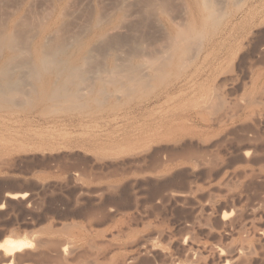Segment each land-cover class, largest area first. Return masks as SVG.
<instances>
[{
  "label": "rangeland",
  "instance_id": "1",
  "mask_svg": "<svg viewBox=\"0 0 264 264\" xmlns=\"http://www.w3.org/2000/svg\"><path fill=\"white\" fill-rule=\"evenodd\" d=\"M216 1L218 2V0ZM220 1L221 0H219V2ZM223 1L218 3L220 5L217 7H223L222 11L226 9L225 13L227 16L220 20L221 23L219 22L212 26L213 29L209 27L205 28L203 31L202 27L198 25L199 21L196 18L197 12L196 10H194L195 12L193 11L188 0H0V70H2L1 68L7 67L6 72H4L5 68L2 70L3 73H1L2 71L0 72L1 75L3 74L2 77L0 75V87L3 89L0 93L1 95L3 92L6 94L0 96V231L8 229L22 230L25 228V226L22 225L24 221H27L26 219L29 220L27 222L31 221V223L35 224V221L30 220L29 216H27L23 222L21 221L22 218L20 217V213L25 209L24 204L21 206L23 201L8 198V195L26 194L33 201L36 199H38L36 201L43 199L56 200V205L59 208L55 205L54 207L58 209V212L68 211L73 213L79 210H86L90 206L103 207V205L106 204L105 208L103 207L106 216L103 217L100 224L93 226V228L99 232L98 236L100 235L99 237L93 238L96 243V248H94V250L98 251L99 249L97 248L102 249L103 247V250L100 249L101 252L99 251L100 254L96 264H143L144 262L147 264H191V261L193 264H203L204 261H206L207 264H219L216 260L212 261L211 257L207 256L208 254L205 255V253L202 255V261L199 260L197 262V260L188 259L181 248L177 249L175 245L171 246L168 240L157 239L156 241L154 238L151 239L147 237V224L150 222L156 223L157 220L161 219L164 222V227H170L172 232L179 237L178 235H181L184 230L183 228L181 229L182 231L179 229L181 221H177L178 219L174 212L176 209L173 210L169 207L166 210L167 212H163L162 216H153L151 218L145 216L146 214H143L141 210L124 209V207L120 206H126L123 205V202H127L126 204H128L136 198L143 201L148 198L149 202L157 197L159 193H175L182 190L184 191L188 187L198 188V186L202 188V191H200L201 193L199 191L196 193L197 197L195 196V200L197 199L198 202L202 203V197L211 189L208 181H210V183L213 182L214 187H218L219 183L225 180V182L230 181L231 183V185L227 183V186L231 188H226L236 193H233L235 195L233 204L236 209L234 212H239L237 208H241L239 210L243 212V222L247 223L244 229H247L241 232L238 231L239 234L238 232H233L232 235H229L224 240L218 237L214 240L206 239L203 235L200 236H202V238L204 237V242L208 244H214L215 242L219 243L220 241L223 244H225V242H233L236 245L242 244L245 246L248 244V247L250 246L251 249L253 248V251L251 250L252 253H250L251 257L256 259V262H258L257 264L263 263L264 240L261 232L263 233L262 230L264 229V204H261V202L263 203L264 199L261 202L259 199L261 200L264 197V192H260L262 188L264 189V180L262 181L259 178L263 177L264 179V176H262L264 175V166L262 167V163L264 165V159L262 160V158H264V154L262 153V151L264 152V0H237L238 2H236V0ZM221 3H224V6H221ZM230 15L235 16L234 18H230ZM184 20L186 23H184ZM233 23L234 25H232ZM181 27L186 28V31H188L190 35H186L187 32L184 31L185 29L182 30ZM192 27L199 29L192 30ZM214 29H216L217 32L209 35L208 32L210 31L211 33V30ZM181 31L182 34H180ZM195 31L200 33L201 38L197 36L198 34L196 35ZM12 33L13 39L10 38ZM4 34H6V37H4L5 39L2 38L5 36ZM179 34L183 39L186 36L187 40L189 37H193V34L194 37L196 35L197 38L200 39H194V37L190 39L189 46L184 44L185 48L181 52L179 51L178 44L183 40L181 36H178ZM183 34L185 35L183 36ZM237 36L239 40L236 38ZM9 39L15 42L12 43V40L10 42ZM180 39L181 41H179ZM177 41H179V43ZM229 44L232 45V47H230ZM11 45L14 47H11ZM204 45H207L205 50H203ZM186 46L188 47L187 50ZM10 48H12V50ZM221 51H223V53L225 52V54L223 55ZM161 54H164V57L168 55L166 56L167 60L164 57L161 58L160 56H163ZM259 55H261L262 58H260ZM43 58V66H41L42 62L40 63V59L43 60ZM155 58H158L160 62H162L163 58L166 60L165 66L163 65V76L159 74L151 79H143L141 80L142 82L138 81L137 79H141V72L144 67L146 68L147 65L154 67L155 64H157L156 62L154 64ZM48 61L49 63H47ZM45 62L47 65L44 64ZM217 65H219V67ZM13 66L15 68H13ZM139 66L142 68H138ZM8 67L9 69L13 68V70H16L13 71L10 69L12 70V72H10ZM35 67L39 72L34 70ZM45 67L48 68L45 70ZM136 68H138V71L136 70L134 73L133 71ZM214 68H216V71ZM248 68H250L251 72L248 71ZM71 69H76L75 71H77V69L79 70L74 74V70ZM8 70L9 73H12L10 74L11 77L6 75L8 74ZM33 70L38 73L32 75L34 74L32 73ZM30 71L32 74H30ZM4 73H6V76ZM70 74L76 76L70 79ZM77 77H80V79ZM87 77L89 78L85 79ZM101 77L106 79L101 80ZM67 78L72 82L67 81ZM131 78L133 79L132 82L136 80L137 82L131 84ZM81 79L83 80L81 81ZM222 79L223 81L226 80V83L223 82ZM228 79H230V81ZM102 82L103 84H101ZM128 82H130L131 85ZM84 83L86 85H83ZM92 83L94 86H92L91 91L89 87L93 85ZM88 84L89 86H87ZM76 85L79 86L77 87ZM82 86H85L83 87L84 91L89 89L91 92L80 96L79 99L73 98L71 95L73 91L78 89L81 90V93L83 90ZM219 86H221V88ZM210 88L212 89L210 90ZM100 89H102L104 93L101 94L102 90L100 91ZM214 90L215 93H220L219 95H215L216 97L213 94ZM217 90H219V92ZM66 92H70V95L67 94V96H64ZM98 93H100V95H97ZM207 93H209V95ZM104 95L106 98H104ZM217 96L221 97L217 98ZM66 97L68 98L67 100ZM70 98L73 99L75 103L72 102ZM210 98L211 101H209ZM214 98L218 99L219 103L221 102L220 105L223 106L222 108H219L220 105ZM76 100L85 103H80V105L76 103ZM253 100L255 102L251 103ZM258 102H260L259 105ZM211 104L213 108L215 107V111L218 114L214 113L213 116H211L214 112ZM236 104L239 105L237 106ZM249 104L252 105L249 106ZM206 105L207 107L210 106L207 108ZM238 108L240 109L238 110ZM206 109L209 111L206 112ZM219 113L225 116L222 117L223 115L221 116ZM248 113L250 114L249 117H247L249 115ZM202 116L203 120L201 119ZM251 117L253 119H251ZM204 118L208 121L206 122ZM214 118L215 120L217 119V122L213 120ZM254 118L256 120L260 118V121H256ZM239 121H241V123H239ZM244 122L247 125L244 124ZM214 124L216 125L214 126ZM249 124L250 126L257 124L252 127L254 132H256L254 136L252 134L254 133L252 129L250 130L252 132L246 129L250 128ZM220 127L221 129H219ZM248 131L249 133H247ZM236 132L239 134L241 133L240 135L238 134L241 137H239ZM242 133L245 134L243 135ZM247 134H249L252 140L246 138L248 137ZM226 135H228V137ZM242 135L243 137L246 136V139L244 138L245 140L243 139L241 143L236 142L237 137L239 139L241 138L240 141L242 140ZM231 138L233 140H231ZM239 139L237 141H239ZM257 139L259 140L257 141ZM218 142H222L220 145H222L223 148L220 147V145L219 147L221 149L218 147ZM236 144L238 145L236 146ZM242 147L244 149H242ZM254 147H256V151H253L252 148ZM190 149L194 152L196 150L197 154H195L197 157ZM237 149L242 150H240L242 152L241 155ZM205 150L209 151L206 153ZM211 150L212 152L210 153ZM216 151H218V153ZM202 152L204 153L203 155L207 154L205 157L206 159L211 157H213V159H209V163L205 162L208 160L202 159ZM183 153H190V156L186 154L182 155ZM199 154L202 156L200 157L201 160L199 159ZM185 156L187 157L186 159ZM189 157H191L192 160ZM217 157H220V160H218ZM260 157H262V161L259 159ZM256 159H259V162ZM203 163H206V167ZM213 165L217 168L220 167V169H211ZM254 170L263 172H261V174L259 173L260 176H256L255 178V175L252 177L253 173L259 174ZM206 171H208V174H205ZM238 172L240 173L238 174ZM245 173L249 174L246 176ZM204 175H207L204 179H209L203 180ZM232 175H234V177ZM248 175L253 180L255 178L256 181L251 180ZM217 178H219V180ZM236 179L238 181H236ZM249 179L254 183L251 184ZM202 180L204 183H202ZM233 181L234 183L232 184ZM192 182L194 186L191 184ZM256 182L260 186L262 185V187L260 188V186L255 185ZM77 184H79V186ZM164 185L165 189H161L162 186L164 188ZM246 185L254 186L250 188L251 191L255 190L254 188L258 186L256 190L260 191L257 192L255 190L256 192L254 191V193L251 194L252 192ZM239 186L241 188H239ZM256 194L257 197L254 196ZM238 195L242 197L240 198ZM237 196L239 198H237ZM252 196L255 199L252 198ZM6 197L9 203L5 202ZM143 197L146 198L144 199ZM78 198L81 200L79 203H82V205H79V203L73 204ZM243 198L248 199L243 200ZM249 198L253 201L251 202ZM127 199H129V201ZM63 200L65 204L62 202ZM71 200L73 203H71ZM17 201L21 202V204ZM67 201L70 203L67 204ZM111 201L114 206L113 208L112 205H109ZM121 201H123L122 204ZM145 201L147 202V200ZM241 201L242 203H240ZM146 202V206L152 205ZM156 202H158L157 198L154 203ZM116 203L118 205H116ZM252 205L253 208L251 207ZM254 205H257L258 209L256 208L257 206L254 207ZM46 207L48 206L45 205L44 208ZM65 207L67 209H65ZM126 207H129V205ZM254 210H256L255 213L257 212L256 214L258 216L252 212ZM107 211L108 213L110 211V213L107 214ZM121 212H124V215H122ZM140 213L143 214V216ZM246 213L247 216L245 217ZM253 215H256V218L253 217ZM130 217L136 219L138 222L132 219L135 223L132 224ZM169 217L174 218L176 222ZM46 218L44 222L35 227L38 228L37 226H41V224L45 225L51 223L55 226H59L60 222H67L69 220V223L77 224L81 230L85 229V233L82 231V234H84L83 242L90 241L92 233L87 231L89 226L88 218L83 216H70L69 219L62 221V219L57 218L55 214H48ZM120 218L122 219L120 220ZM250 219H253L252 222ZM255 219L257 220L256 222H254ZM249 220L250 223L248 222ZM9 222L12 223L10 224ZM172 224L174 226H172ZM142 225L146 226L144 227ZM11 226H15V228H11ZM120 227L123 230L126 229V231L123 232L122 230V232H119ZM260 227L262 228L261 231ZM108 232L111 233L109 234ZM242 232L244 233L242 234ZM249 232L252 233L250 234ZM237 234L239 237H236L238 236ZM8 235L9 234L1 236L3 238L0 237V244L10 238ZM255 235H257V237H255ZM242 237L246 238L243 240ZM199 238L201 239V237ZM232 238L236 241L234 242ZM98 239L100 241H97ZM106 239L107 241H104ZM101 241L103 242L102 244L98 243ZM132 241H135V243ZM163 241L168 245L162 244ZM107 242L109 243L107 244ZM127 243H129V245ZM118 245L121 246L118 247ZM150 247L153 248L150 250L148 249ZM156 248H158V250ZM162 248L165 251H163ZM177 250L179 252H177ZM180 251L182 252L180 253ZM161 252H163L162 256H160ZM257 255L261 258V263ZM133 257H135L134 260L131 259ZM127 258L130 259L131 262H129L130 260ZM148 259L153 263H148Z\"/></svg>",
  "mask_w": 264,
  "mask_h": 264
},
{
  "label": "bare ground",
  "instance_id": "2",
  "mask_svg": "<svg viewBox=\"0 0 264 264\" xmlns=\"http://www.w3.org/2000/svg\"><path fill=\"white\" fill-rule=\"evenodd\" d=\"M189 1V5H190V7H192L193 8V11L194 10H196V12H197V20L199 21V24L198 25H200L201 27H202V30L204 31V29L205 28H209V27H212V26H214V25H216L217 23H219L220 22V20L223 18V17H225V16H227L226 15V13H225V11H226V9H223V10H225V11H222V8H219V7H217L218 5H220V4H218V3H220L221 1H223V0H221L220 2H219V0H218V2L216 1V0H188ZM225 1V0H224ZM223 1V2H224ZM228 0H226V2H227ZM234 2V1H233ZM236 2H238L237 0H236ZM255 2V1H254ZM222 5L221 6H224L223 4L224 3H221ZM234 4V3H233ZM229 6V5H228ZM230 7V6H229ZM246 7V6H245ZM251 7V6H250ZM258 8H260V7H258ZM263 8V7H262ZM227 9H229V8H227ZM232 9V8H231ZM244 9V8H243ZM231 11V10H230ZM234 11V10H233ZM195 12V11H194ZM242 12V11H241ZM256 12H257V10H256ZM244 13V12H243ZM262 13V12H261ZM190 14H191V12H190ZM236 15V14H235ZM235 15H230V18H234V16ZM262 15V14H261ZM188 17V16H187ZM195 18V19H196ZM239 18V17H238ZM258 18V17H257ZM262 18V17H261ZM235 19H237V18H235ZM189 20V19H188ZM196 21V20H195ZM243 21V20H242ZM261 21V20H260ZM235 22V21H234ZM184 23H186L185 22V20H184ZM183 23V24H184ZM188 23V22H187ZM221 23V22H220ZM246 23V22H245ZM255 23V22H254ZM262 23V22H261ZM182 24V25H183ZM190 24V23H189ZM197 24V23H196ZM231 24V23H230ZM235 24H236V22H235ZM197 25V26H198ZM222 25V24H221ZM232 25H234V23L232 24ZM237 25V24H236ZM235 25V26H236ZM253 25V24H252ZM183 26H185V27H187L186 25H183ZM228 26H230V25H228ZM188 27H189V25H188ZM217 27H219V26H217ZM246 27H247V25H246ZM249 27V26H248ZM255 27H256V25H255ZM182 28V27H181ZM215 28V27H214ZM228 28V27H227ZM233 28V27H232ZM183 29H185L184 31L185 32H187L186 33V35L187 34H189V32L188 31H186V28H182V30ZM193 29H195V28H193L192 27V30ZM199 29V28H198ZM197 28L195 29V30H198ZM212 29H213V27H212ZM231 29V28H230ZM239 29H240V27H239ZM244 29V28H243ZM247 29V28H246ZM251 29V28H250ZM189 30V29H188ZM249 30V29H248ZM252 30H253V28H252ZM12 31V30H11ZM10 31V32H11ZM190 31V30H189ZM200 31V30H199ZM203 31H201V32H203ZM234 31V30H233ZM233 31H232V33H233ZM238 31V30H237ZM13 32H14V30H13ZM193 32V31H192ZM196 32V31H195ZM217 31H216V29H214V30H211V33H210V31L208 32L209 33V35L210 34H215ZM246 32V31H245ZM248 32V31H247ZM253 32V31H252ZM191 33V32H190ZM194 33V32H193ZM238 33H240V32H238ZM249 33V32H248ZM180 34H182V31L180 32ZM178 35L179 37L181 36V35ZM195 34V33H194ZM194 34H193V37H194ZM198 34V35H197ZM203 34V33H202ZM201 34V35H202ZM206 34V33H205ZM221 34V33H220ZM236 34V33H235ZM241 34V33H240ZM244 34H246V33H244ZM5 36H3L2 38H4V37H6V34H4ZM185 34H183V36H184ZM190 35V34H189ZM196 35L198 36V37H200L201 38V36H200V33L198 32H196ZM195 35V37H194V39L196 38V39H200V38H197V36ZM224 35V34H223ZM236 35H238V34H236ZM242 35V34H241ZM248 35V34H247ZM251 35V34H250ZM13 33L11 34V37L10 38H12L13 39ZM232 36V35H231ZM245 36V35H244ZM252 36V35H251ZM178 37V38H179ZM193 37H189V39L187 40L186 39V36H185V38L183 39L182 38V36H181V39L183 40L182 42H180L179 43V41H181V39L179 40V41H177L176 43L178 44V48H179V51H183V49L185 48V45L187 44V46H189V43H190V39H192ZM209 37V36H208ZM233 37V36H232ZM247 37V36H246ZM236 38H238V36L236 37ZM5 39V38H4ZM11 39V40H12ZM226 39V38H225ZM263 39V38H262ZM11 40L9 39V41L11 42ZM20 40V39H19ZM178 40V39H177ZM204 40V39H203ZM202 40V41H203ZM209 40H210V38H209ZM218 40V39H217ZM238 40H239V38H238ZM251 40H252V38H251ZM256 40V39H255ZM264 40V39H263ZM1 41V40H0ZM2 41H3V39H2ZM188 41V42H187ZM191 41H193V40H191ZM195 41V40H194ZM199 41H201V40H199ZM213 41V40H212ZM221 41V40H220ZM228 41H229V39H228ZM235 41V40H234ZM253 41V40H252ZM252 41H249V42H252ZM15 41L14 40H12V43H14ZM51 42V41H50ZM195 43V42H194ZM200 43V42H199ZM205 43H206V41H205ZM215 43H216V41H215ZM235 43V42H234ZM257 43V42H256ZM8 44V43H7ZM29 44V43H28ZM185 44V45H184ZM217 44V43H216ZM231 44V43H230ZM229 44V45H230ZM241 44V43H240ZM239 44V45H240ZM249 44V43H248ZM247 44V45H248ZM252 44V43H251ZM9 45V44H8ZM7 45V46H8ZM15 45V44H14ZM210 45V44H209ZM234 45V44H233ZM237 45H238V43H237ZM256 45V44H255ZM257 45H258V43H257ZM10 46V45H9ZM13 45H11V47H12ZM43 46V45H42ZM53 46V45H52ZM186 46V50L188 49V47ZM198 46H199V44H198ZM197 46V47H198ZM207 46V45H206ZM205 45H204V47H203V50H205L207 47H206ZM212 46V45H211ZM216 46V45H215ZM228 46V45H227ZM235 46V45H234ZM14 47V46H13ZM175 47V46H174ZM173 47V48H174ZM196 47V48H197ZM200 47V46H199ZM217 47V46H216ZM230 47H232V45H230ZM230 47H228V48H230ZM243 47V46H242ZM9 48V47H8ZM54 48V47H53ZM214 48V47H213ZM218 48H219V46H218ZM225 48V47H224ZM11 50H12V48H10ZM15 49V48H14ZM18 49V48H17ZM29 49V48H28ZM60 49V48H59ZM237 49V48H236ZM243 49V48H242ZM175 50V49H174ZM199 50V49H198ZM197 50V51H198ZM215 50V49H214ZM224 50V49H223ZM227 50V49H226ZM234 50V49H233ZM185 51V50H184ZM232 51V50H231ZM236 51V50H235ZM253 51H255V50H253ZM24 52V51H23ZM186 52V51H185ZM199 52V51H198ZM222 53H223V51H221ZM262 52V51H261ZM261 52H258V53H261ZM161 53V52H160ZM203 53V52H202ZM210 53V52H209ZM252 53V52H251ZM173 54V53H172ZM171 54V55H172ZM221 54V53H220ZM225 54V52L223 53V55ZM254 54V53H253ZM264 54V53H263ZM262 54V55H263ZM23 55V54H22ZM26 55V54H25ZM161 55H163V56H160L161 58L162 57H164V54H161ZM202 55V54H201ZM227 55V54H226ZM225 55V56H226ZM252 55V54H251ZM47 56V55H46ZM51 56V55H50ZM92 56V55H91ZM166 56H168V55H166ZM164 57L165 59L167 58V57ZM194 56V55H193ZM207 56V55H206ZM209 56V55H208ZM213 56V55H212ZM256 56H257V54H256ZM260 56V58H262V56L261 55H259ZM258 56V57H259ZM15 57V56H14ZM18 57V56H17ZM87 57V56H86ZM157 57V56H156ZM178 57V56H177ZM211 57V56H210ZM219 57V56H218ZM222 57V56H221ZM227 57V56H226ZM257 57V58H258ZM88 58V57H87ZM160 58V59H161ZM164 58L162 59V62H160V60L157 58H155L156 60L154 61V64H155V62L157 63V64H155V66L153 67V66H149V65H147V67L145 68H143L142 70V72H141V79L139 80V79H137L138 81H141V80H143V79H145V80H148V79H151V78H153V77H155L156 75L158 76L159 74H162V72H163V65L166 63L165 61L167 60H164ZM181 58V57H180ZM223 58V57H222ZM242 58V57H241ZM243 58H244V56H243ZM252 58V57H251ZM259 58V59H260ZM190 59V58H189ZM214 59H215V57H214ZM219 59V58H218ZM221 59V58H220ZM226 59V58H225ZM224 59V60H225ZM258 59V60H259ZM27 60V59H26ZM159 60V61H158ZM180 60V59H179ZM240 60V59H239ZM252 60V59H251ZM42 61H44V58H43V60L42 59H40V63L42 62ZM168 61H169V58H168ZM177 61V60H176ZM222 61V60H221ZM220 61V62H221ZM264 61V60H263ZM205 62V61H204ZM47 63H49V61L47 62ZM86 63V62H85ZM163 63V64H162ZM184 63V62H183ZM207 63V62H206ZM225 63V62H224ZM249 63V62H248ZM261 63H263V62H261ZM45 65H47L46 64V62L44 63ZM197 64V63H196ZM240 64V63H239ZM254 64H255V62H254ZM11 65V64H10ZM143 65V64H142ZM152 65V64H151ZM5 66H7V65H5ZM8 66H9V63H8ZM41 66H43V62H42V64H41ZM141 66V65H140ZM138 67V68H142V67ZM165 66V65H164ZM211 66V65H210ZM214 66V65H213ZM216 66V65H215ZM218 67H219V65H217ZM240 66V65H239ZM39 67H40V65H39ZM83 67V66H82ZM212 67V66H211ZM5 68V67H4ZM4 68H1L2 70L4 69ZM7 68V67H6ZM6 68L4 69V72H6ZM13 68H15L14 66H13ZM13 68H10V69H12L13 70ZM17 68V67H16ZM44 68V67H43ZM43 68H42V70H43ZM48 68V67H47ZM46 67H45V70L47 69ZM75 68V67H74ZM80 68H81V66H80ZM90 68V67H89ZM138 68H136L133 72L135 73V71L138 69ZM204 68V67H203ZM209 68V67H208ZM222 68V67H221ZM220 68V69H221ZM252 68H253V66H252ZM8 69H9V67H8ZM9 69V70H10ZM215 69V71H216V68H214ZM246 69V68H245ZM244 69V70H245ZM249 70V72H251L250 71V68H248ZM2 70H0V72L2 71ZM9 70H8V74H6V73H4V75L6 74L8 77L10 76V74H12V73H9ZM12 70H10V72H12ZM14 70H16V69H14ZM13 70V71H14ZM34 70L36 71L37 70V68L35 67L34 68ZM34 70H33V72L32 73H34V74H32L31 73V71H30V74H32V75H35V73H38V72H34ZM71 70H74L73 72H74V74H76L77 72H78V70L79 69H77V71H75L76 69H71ZM71 70H70V73H71ZM87 70V69H86ZM91 70H93V69H91ZM208 70V69H207ZM252 70V69H251ZM94 71V70H93ZM138 71V70H137ZM191 71V70H190ZM80 72V71H79ZM204 72V71H203ZM246 72V71H245ZM1 73H3V71L1 72ZM132 73V72H131ZM201 73V72H200ZM27 74V73H26ZM74 74H70L69 75V77H70V79L72 78H74L76 75H74ZM80 74H82V73H80ZM97 74V73H96ZM139 74H140V72H139ZM211 74V73H210ZM217 74V73H216ZM1 75V74H0ZM5 75V76H6ZM31 75V76H32ZM72 75H73V77H72ZM79 75V74H78ZM143 75V76H142ZM3 76V74L1 75V77ZM4 76V77H5ZM22 76V75H21ZM30 76V75H29ZM28 76V77H29ZM114 76V75H113ZM115 76H116V74H115ZM121 76V75H120ZM119 76V77H120ZM135 77H136V75H134ZM162 76H163V74H162ZM198 76V75H197ZM7 77V78H8ZM11 77V76H10ZM33 77H35V76H33ZM68 77V78H69ZM81 77V76H80ZM80 77H77V78H79L80 79ZM97 77V76H96ZM117 77V76H116ZM118 77V78H119ZM129 77V76H128ZM140 77V76H139ZM160 77V76H159ZM201 77H203V76H201ZM207 77V76H206ZM211 77V76H210ZM260 77V76H259ZM258 77V78H259ZM21 78V77H20ZM67 78V81H69V79ZM89 77H87V78H85V79H88ZM98 78V77H97ZM97 78H95V79H97ZM102 78V77H101ZM125 78H126V76H125ZM136 78H138V77H136ZM136 78H135V80H136ZM196 78V77H195ZM246 78V77H245ZM260 78H262V77H260ZM264 78V77H263ZM84 79V78H83ZM83 79H81V81L83 80ZM104 79H106V78H104ZM103 78L101 79V80H104ZM116 79V78H115ZM114 79V80H115ZM120 79V78H119ZM132 79V78H131ZM194 79V78H193ZM227 79V78H226ZM65 80V79H64ZM90 80V79H89ZM92 80V79H91ZM108 80V79H107ZM117 80V79H116ZM137 80L136 81H134V82H132L133 81V79L131 80V84L132 83H136L137 82ZM192 80V79H191ZM229 81H230V79H228ZM234 80V79H233ZM232 80V81H233ZM28 81V80H27ZM71 81V80H70ZM69 81V82H70ZM120 81V80H119ZM121 81H123V80H121ZM197 81V80H196ZM195 81V82H196ZM222 81H223V79H222ZM72 82V81H71ZM113 82V81H112ZM142 82V81H141ZM201 82V81H200ZM206 82V81H205ZM204 82V83H205ZM208 82V81H207ZM223 82H225L226 83V80L225 81H223ZM228 82V81H227ZM234 82V81H233ZM260 82V81H259ZM8 83V82H7ZM94 83V82H93ZM92 83V84H93ZM106 83V82H105ZM129 84H130V82H128ZM202 83V82H201ZM253 83V82H252ZM4 84V83H3ZM5 84H6V82H5ZM95 84V83H94ZM94 84L93 85H91V87H89L90 88V90L92 91V86H94ZM101 84H103V82L101 83ZM130 84V85H131ZM194 84V83H193ZM196 84V83H195ZM214 84V83H213ZM233 84V83H232ZM260 84V83H259ZM83 85H86L85 83L83 84ZM97 85V84H96ZM122 85V84H121ZM120 85V86H121ZM216 85V84H215ZM221 85V84H220ZM77 86V85H76ZM79 86V85H78ZM77 86V87H78ZM87 86H89V84L87 85ZM202 86V85H201ZM207 86H208V84H207ZM232 86V85H231ZM62 87V86H61ZM83 87H85V86H82V89H83ZM199 87H200V85H199ZM198 87V88H199ZM220 88H221V86H219ZM263 87V86H262ZM1 88V87H0ZM26 88V87H25ZM88 88V87H87ZM99 88V87H98ZM130 88V87H129ZM132 88V87H131ZM235 88V87H234ZM254 88H256V87H254ZM69 89H70V87H69ZM86 89V88H85ZM104 89V88H103ZM204 89H205V87H204ZM212 88H210V90H211ZM214 89H215V86H214ZM231 89V88H230ZM229 89V90H230ZM2 88H1V92H2ZM102 89H100V91H101ZM123 90V89H122ZM253 90V89H252ZM21 91V90H20ZM35 91V90H34ZM56 91V90H55ZM80 91L81 90H78V89H76L75 91H73V93L71 94L72 95V97L73 98H76V99H79L80 98V96H82V95H85V94H89V92H91V91H89V89L87 90H85L84 91V89L82 90V92L80 93ZM99 91V92H100ZM121 91V90H120ZM202 91V90H201ZM218 92H219V90H217ZM232 91V90H231ZM231 91H230V93H231ZM15 92V91H14ZM98 92V91H97ZM106 92V91H105ZM125 92V91H124ZM123 92V93H124ZM198 92V91H197ZM209 92V91H208ZM213 92V91H212ZM27 93V92H26ZM25 93V94H26ZM70 93V92H69ZM69 93H67L66 92V94L64 95V96H67V94H69ZM102 93H104L103 92V90L101 91V94ZM109 93V92H108ZM261 93V92H260ZM3 94H4V92H3ZM1 95V93H0V96H4V95H6V94H4V95ZM58 94V93H57ZM208 95H209V93H207ZM206 94V95H207ZM214 96L215 95H219V94H217V93H215V90H214ZM27 95V94H26ZM59 95V94H58ZM57 95V96H58ZM70 95V94H69ZM97 95H100V93H98ZM111 95V94H110ZM253 95V94H252ZM8 96V95H7ZM63 96V97H64ZM105 96V95H104ZM167 96V95H166ZM202 96H203V94H202ZM248 96H249V93H248ZM261 96H262V93H261ZM52 97V96H51ZM54 97V96H53ZM95 97V96H94ZM101 97V96H100ZM206 97V96H205ZM216 97V96H215ZM219 96H217V98H218ZM221 97V96H220ZM219 97V98H220ZM256 97H259V96H256ZM28 98V97H27ZM102 98V97H101ZM104 98H106V96L104 97ZM171 98V97H170ZM209 98V97H208ZM211 98H213V97H211ZM211 98L209 99V101H211ZM223 98V97H222ZM249 98V97H248ZM251 98V97H250ZM260 98V97H259ZM263 98H264V96H263ZM15 99V98H14ZM64 99H65V97H64ZM68 98L66 97V100H67ZM71 99V98H70ZM103 99V98H102ZM206 99V98H205ZM214 99H216V98H214ZM9 100H10V98H9ZM30 100V99H29ZM72 100V102H74L75 103V101H73V99H71ZM22 101V100H21ZM78 101V102H77ZM85 101V100H84ZM221 101V100H220ZM225 101V100H224ZM256 101H257V98H256ZM68 102V101H67ZM206 102V101H205ZM215 102V101H214ZM216 102H218L219 103V101H218V99H216ZM251 102V101H250ZM249 102V103H250ZM255 101L253 100L251 103H254ZM262 102V101H261ZM26 103H27V101H26ZM76 103H81V104H83V103H85V102H83L82 103V101L81 102H79V100H76ZM211 103V102H210ZM221 103V102H220ZM220 103H219V105H220ZM225 103V102H224ZM259 103L260 102H258V105H259ZM264 103V102H263ZM80 104V105H81ZM213 104V103H212ZM212 104H211V107H212ZM216 104V103H215ZM227 104V103H226ZM225 104V105H226ZM202 105V104H201ZM237 106L239 105V104H236ZM252 105V104H251ZM250 104H249V106H251ZM210 106V105H209ZM208 106V107H209ZM256 106V105H255ZM206 107H207V105H206ZM207 107V108H208ZM219 107V106H218ZM223 106L222 105H220V107L219 108H222ZM240 107V106H239ZM254 107V106H253ZM196 108V107H195ZM204 108V107H203ZM213 108V107H212ZM250 108H252V107H250ZM256 108V107H255ZM210 109V108H209ZM225 109V108H224ZM240 108H238V110H239ZM253 109V108H252ZM213 110H214V112L212 113V115L211 116H213V114L214 113H217L216 111H215V107L213 108ZM219 110V109H218ZM200 111H201V108H200ZM199 111V112H200ZM207 111H209V110H207L206 109V112ZM196 112H197V110H196ZM202 112V111H201ZM201 112H200V115H201ZM219 112H221V111H219ZM252 112H253V110H252ZM251 112V113H252ZM210 113V114H211ZM222 113V112H221ZM226 113V112H225ZM254 113V112H253ZM204 114V113H203ZM218 114V113H217ZM220 114V113H219ZM228 114V113H227ZM235 114V113H234ZM234 114H231V115H234ZM249 114V113H248ZM247 114V115H248ZM206 115H207V113H206ZM221 116L223 115V114H220ZM229 115V114H228ZM247 115H245V116H247ZM203 116H205V115H203ZM203 116H202V120H203ZM215 116H216V114H215ZM225 115H223L222 117H224ZM250 116V114L247 116V117H249ZM253 116V115H252ZM256 116V115H255ZM208 117V116H207ZM220 117V116H219ZM228 117V116H227ZM230 117V116H229ZM258 117V116H257ZM256 117V118H257ZM212 118V117H211ZM216 118V117H215ZM215 118L213 119V120H215ZM241 118H243V117H241ZM205 119V118H204ZM217 119H218V116H217ZM216 119V120H217ZM222 119V118H221ZM231 119V118H230ZM246 119V118H245ZM251 119H253L252 117H251ZM260 118H258V120H256L255 118H254V120H256V121H260L259 120ZM198 120V119H197ZM215 120V121H216ZM219 120H220V118H219ZM223 120H225V119H223ZM248 120V119H247ZM205 121L207 122L208 120L207 119H205ZM229 121V120H228ZM227 121V122H228ZM231 121V120H230ZM238 121V120H237ZM245 121V120H244ZM249 121H251V120H249ZM256 121H255V123H256ZM196 122V121H195ZM214 122V121H213ZM217 122V121H216ZM216 122H214V123H216ZM223 122V121H222ZM235 122V121H234ZM243 122V121H242ZM246 122V121H245ZM244 122V124H246ZM197 123V122H196ZM201 123V122H200ZM203 123V122H202ZM208 123H210V122H208ZM229 123H231V122H229ZM239 123H241V121H239ZM238 123V124H239ZM247 123H251V122H247ZM199 124V123H198ZM225 124V123H224ZM234 124V123H233ZM201 125V124H200ZM203 125H204V123H203ZM216 124H214V126H215ZM219 125V124H218ZM228 125V124H227ZM237 125V124H236ZM240 125V124H239ZM242 125V124H241ZM247 125V124H246ZM254 125H257V124H254ZM253 125V126H254ZM202 126V125H201ZM206 126V125H205ZM222 126V125H221ZM225 126V125H224ZM231 126V125H230ZM235 126V125H234ZM249 126H250V124H249ZM253 126H250V128L248 129V128H246L247 130H253ZM212 127V126H211ZM233 127V126H232ZM246 127V126H245ZM248 127V126H247ZM255 127H257V126H255ZM254 127V128H255ZM202 128V127H201ZM200 128V129H201ZM203 128H205V127H203ZM228 128H229V125H228ZM227 128V129H228ZM235 128V127H234ZM198 129V128H197ZM208 129V128H207ZM211 129V128H210ZM219 129H221V127L219 128ZM242 129V128H241ZM245 129V128H244ZM245 129V130H246ZM203 130V129H202ZM226 130V129H225ZM244 130V131H245ZM222 131H223V129H222ZM235 131V130H234ZM249 131L247 132V133H249ZM241 132V131H240ZM250 132H252V131H250ZM253 132H254V130H253ZM222 133V132H221ZM224 133V132H223ZM225 133H227V132H225ZM237 133V132H236ZM256 132H254V133H252L253 134V136H254V134H255ZM231 134V133H230ZM234 134H235V132H234ZM239 133H237V135H238ZM241 134V133H240ZM239 134V135H240ZM243 134V133H242ZM245 134V133H244ZM243 134V135H244ZM224 135V134H223ZM232 135V134H231ZM238 135V136H239ZM243 135H242V137H243ZM258 135V134H257ZM227 137H228V135H226ZM247 136L249 137V134H247ZM252 136V137H253ZM260 136V135H259ZM215 137L217 138V136L215 135ZM219 137V136H218ZM220 137H221V134H220ZM235 137H237V136H235ZM239 137H241V136H239ZM246 137V136H245ZM245 137H243L242 138V140L240 141V139L237 137L236 138V142H242L243 141V139L245 138ZM248 137H246L247 139H249V140H252V139H250V137L248 138ZM251 137V138H252ZM233 138V137H232ZM231 138V140H233ZM245 138V139H246ZM257 138H258V136H257ZM209 139H211V138H209ZM215 139V138H214ZM239 139V141H237ZM244 139V140H245ZM260 139V138H259ZM259 139H257V141L259 140ZM207 140V139H206ZM228 140V139H227ZM230 140V141H231ZM210 141V140H209ZM219 141V140H218ZM220 141H222V140H220ZM230 141H228V142H230ZM248 141V140H247ZM254 141H255V138H254ZM261 141V140H260ZM212 142H213V140H212ZM223 142V141H222ZM222 142H218L219 144H217L218 145V147H219V145L222 143ZM225 142V141H224ZM235 142V141H234ZM235 142V143H236ZM246 142V141H245ZM210 143V142H209ZM217 143V142H216ZM227 143V142H226ZM225 143V144H226ZM232 143V142H231ZM248 143H250V142H248ZM252 143V142H251ZM260 143V142H259ZM208 144V143H207ZM213 144V146H214V142L212 143ZM228 144V143H227ZM216 145V144H215ZM216 145V146H217ZM224 145V144H223ZM229 145V144H228ZM227 145V146H228ZM234 145V144H233ZM238 144H236V146H237ZM242 145V144H241ZM245 145V144H244ZM247 145V144H246ZM215 146V147H216ZM226 146V147H227ZM254 146V145H253ZM257 146V145H256ZM259 146V145H258ZM198 147V146H197ZM211 147V146H210ZM220 147H222L223 148V146L222 145H220ZM219 147V148H220ZM244 147V146H243ZM242 147V149H244V148H247V147H244L243 148ZM261 147V146H260ZM194 148V147H193ZM202 148H204V147H202ZM214 148V147H213ZM250 148V147H249ZM248 148V149H249ZM195 149V148H194ZM207 149H209V148H207ZM221 149V148H220ZM239 149V148H238ZM237 149V151L238 152H240V155H241V151L240 150H238ZM253 149V151H256L257 149H256V147H254V148H252ZM256 149V150H255ZM258 149H259V147H258ZM261 149H263V148H261ZM191 150V149H190ZM201 150V149H200ZM210 150V149H209ZM209 150H205V152L207 153ZM202 151H203V149H202ZM260 151V150H259ZM161 152V151H160ZM190 152V151H189ZM191 152H193V154H195L196 153V150H195V152L194 151H192L191 150ZM212 152V150L210 151V153ZM217 153H218V151H216ZM182 153V152H181ZM209 153V154H210ZM216 153V154H217ZM262 153L264 154V152L262 151ZM189 155L190 153H183L182 155ZM197 154V153H196ZM195 154V155H196ZM204 153L202 152V156H203V160L205 159V160H208V161H205V162H208L209 163V159L211 160V159H213V157H211V158H209V159H206L205 157H206V155H203ZM248 154V153H247ZM191 155H192V153H191ZM195 155H194V157H195ZM250 155V154H249ZM190 156V155H189ZM202 156H200V154H199V159H200V157H202ZM210 156V155H209ZM239 156V155H238ZM259 156V155H258ZM167 157V156H166ZM169 157V156H168ZM179 157V156H178ZM182 157V156H181ZM193 157V158H194ZM196 157H197V155H196ZM187 157L185 156V159H186ZM190 159H191V157H189ZM220 157H217V159L218 160H220L219 159ZM239 158V157H238ZM245 158V157H244ZM261 158L262 157H260L259 159L261 160ZM195 159H197V158H195ZM215 159H216V157H215ZM240 159V158H239ZM259 159H256L257 161L259 160ZM264 158H262V160H263ZM192 160V159H191ZM201 160V159H200ZM202 160V161H203ZM223 160H224V158H223ZM233 160V159H232ZM255 160V161H256ZM261 160V161H262ZM188 161V160H187ZM194 161V160H193ZM222 161V160H221ZM235 161V160H234ZM246 161V160H245ZM213 162H214V160H213ZM217 162V161H216ZM215 162V163H216ZM259 162V161H258ZM4 163V162H3ZM141 163V162H140ZM197 163V162H196ZM195 163V164H196ZM202 163V162H201ZM211 163H212V161H211ZM218 164H220L219 162H217ZM223 164H225L224 162H222ZM260 163H262V162H260ZM73 164V163H72ZM154 164V163H153ZM205 164L206 163H203V165L205 166ZM256 164H257V162H256ZM199 165V164H198ZM209 165V164H208ZM210 165H212V164H210ZM96 166V165H95ZM161 166V165H160ZM201 166H202V164H201ZM200 166V167H201ZM214 166V167H213ZM212 167H211V169H213V168H217V167H215V165H213ZM220 166V165H219ZM228 166V165H227ZM264 165H263V163H262V167H263ZM99 167V166H98ZM126 167V166H125ZM199 167V166H198ZM197 167V168H198ZM206 167V166H205ZM204 168V167H203ZM209 168V167H208ZM223 168V167H222ZM228 168V167H227ZM264 168V167H263ZM262 168V169H263ZM73 169V168H72ZM210 169V168H209ZM217 169H220V167H218ZM236 169H238V168H236ZM240 169H242V168H240ZM260 169V168H259ZM221 170H223V169H221ZM229 170H230V168H229ZM232 170V169H231ZM245 170V169H244ZM98 171H99V169H98ZM116 171V170H115ZM114 171V172H115ZM121 171V170H120ZM205 171V170H204ZM218 171V170H217ZM234 171V170H233ZM242 171V170H241ZM248 171H250V170H248ZM247 171V172H248ZM254 171H256L257 172V170H254ZM259 171V170H258ZM97 172V171H96ZM126 172V171H125ZM224 172V171H223ZM226 172V171H225ZM237 172V171H236ZM235 172V173H236ZM243 172V171H242ZM241 172V173H242ZM261 172H263V171H261ZM261 172H257L258 174L260 173L261 174ZM95 173V172H94ZM208 174V171H206L205 172V174ZM211 173V172H210ZM213 173V172H212ZM220 173V172H219ZM240 172H238V174H239ZM244 173V172H243ZM253 173V172H252ZM264 173V172H263ZM118 174V173H117ZM230 174H231V171H230ZM233 174V173H232ZM246 174V173H245ZM247 174H249V173H247ZM247 174H246V176H247ZM260 174L259 175H257V174H255V173H253V175H252V177L254 176L255 178H256V176H260ZM111 175V174H110ZM202 175V174H201ZM211 175V174H210ZM223 175H225V174H223ZM223 175H222V177H223ZM236 175H237V173H236ZM95 176V175H94ZM213 176V175H212ZM214 176H215V173H214ZM233 177H234V175H232ZM249 176V175H248ZM262 176H264V175H262ZM105 177V176H104ZM205 177H207V175L205 176H203V180H208V179H204ZM209 177V176H208ZM221 177V178H222ZM230 177V176H229ZM237 177V176H236ZM238 177H240V176H238ZM250 177V176H249ZM220 178V179H221ZM224 178V177H223ZM255 178H254V180H255ZM71 179V178H70ZM202 179V178H201ZM214 179H215V177H214ZM218 180H219V178H217ZM230 179H231V177H230ZM250 179L251 180H253L251 177H250ZM249 179V180H250ZM259 179H261L262 181L264 180L263 179V177L262 178H259ZM202 180V183H204V181ZM228 180V179H227ZM248 180V182L250 183V181ZM253 180V181H254ZM235 181V180H234ZM234 181L232 182V184L234 183ZM236 181H238L237 179H236ZM235 181V182H236ZM239 181H241V180H239ZM242 181H243V179H242ZM241 181V182H242ZM256 181V180H255ZM257 181H259V180H257ZM182 182V181H181ZM209 182V186H211V189H209L208 191H207V193H206V195L204 194V196L202 197V199H204V200H202L200 197V199H201V202L202 203H200V202H198V200L196 199L195 200V196H196V193L199 191H202L201 189L202 188H199V186H198V188H193V187H188L186 190H182V191H178V192H175V193H173V192H170V193H165V194H161V193H159L158 194V196L155 194V192H154V194L157 196V197H155L154 199H152V200H150L149 202H148V198L147 199H145L146 197H143L145 200H147V202L148 203H151L152 205H150V206H146V204H145V202L143 201V200H141V199H139V198H136V199H134L133 201H131L130 203H128V204H126L125 202H123V201H121V204H122V202L124 203L123 205H129V207H126V206H120V207H124V209L125 208H129V209H135L136 211H138V210H141L142 212H143V214H146L145 216H148V217H158V216H162L163 215V212H167L166 210L169 208V207H171L173 210L174 209H176L174 212L176 213V218L178 219L177 221H181L180 222V224H181V228L179 227V229H180V231H182L181 229L183 228V230H184V232L182 231V234H181V232H180V234L181 235H178L179 237H177V235L176 234H174L173 232H172V230L170 229V227L168 228V227H164V222L162 221V219L161 220H157L156 221V223L155 222H150V223H148L147 224V226H146V231H147V237H149V238H151V239H156V241H157V239H161V240H168L169 241V243H170V245L171 246H174L175 245V248L177 247V249H182V251H183V253H185V256L188 258V259H193L194 261L195 260H197V262L199 261V260H201V258H202V255L205 253V255H207V256H210L211 257V259H212V261H214V260H216L219 264H257L258 262H256V259L255 258H252L251 257V254L250 253H252L251 252V250L253 251V248L251 249L250 248V246L248 247V244H247V246H245V245H242V244H240V245H236V244H234L233 242H225V244H223V243H221V241L220 240H218V241H220L219 243H217V242H215L214 244H208L207 242H204V237L206 238V239H214L215 240V238L216 237H218L219 239H221V240H224V239H226V237H228L229 235H232V233L233 232H241V231H243V230H245V229H247V228H245L244 229V227H245V224H247V223H245V222H243V216H242V211H240L239 209H241L240 207L239 208H237V210L239 211V212H234L236 209L234 208V204H233V201H234V198H235V195L234 194H236L235 192H231L230 191V189L229 188H226V187H230V186H227V183L228 184H230L231 185V183H230V181L229 182H225V180L223 181V182H220L219 183V185H218V187H214V185H213V182H211L210 183V181H208ZM215 182H216V180H215ZM215 182H214V184H215ZM264 182V181H263ZM206 183V182H205ZM237 183V182H236ZM252 183H254V182H252L251 181V184ZM152 184V183H151ZM171 184V183H170ZM176 184V183H175ZM191 184H193V182L191 183ZM197 184H198V182H197ZM196 184V185H197ZM238 185H240L239 183H237ZM260 184H261V181H260ZM65 185V184H64ZM78 186H79V184H77ZM113 185H114V183H113ZM112 185V186H113ZM245 185V184H244ZM255 185H258V186H260L259 184H257V182L255 183ZM76 186V185H75ZM107 186V185H106ZM109 186V185H108ZM149 186V185H148ZM161 186V185H160ZM159 186V187H160ZM191 186V185H190ZM193 186H194V184H193ZM207 186V185H206ZM205 186V187H206ZM216 186V185H215ZM234 186H235V184H234ZM237 186V185H236ZM250 186V187H249ZM258 186H256L254 189L256 190V189H258L257 187ZM2 187V186H1ZM113 187H115V186H113ZM119 187V186H118ZM117 187V188H118ZM122 187V186H121ZM127 187V186H126ZM150 187H152V186H150ZM156 187V186H155ZM208 187V186H207ZM206 187V188H207ZM233 187V186H232ZM246 187H248L249 189L251 188V187H254V186H251V185H246ZM246 187H244V188H246ZM262 187V185L260 186V188ZM116 188V187H115ZM154 188V187H153ZM209 188V187H208ZM231 188V187H230ZM236 188V187H235ZM238 188V187H237ZM239 188H241L240 186H239ZM259 188V189H260ZM78 189V188H77ZM85 189V188H84ZM110 189H112V188H110ZM155 189V188H154ZM161 189H165V185H164V188H163V186L161 187ZM168 189L170 190V188L168 187ZM204 189V188H203ZM48 190V189H47ZM156 190V189H155ZM205 190V189H204ZM203 190V191H204ZM233 190V189H232ZM241 190V189H240ZM239 190V191H240ZM255 190H253V191H251V189H250V191L252 192L251 194H253L254 193V191ZM84 191V190H83ZM112 191H114V190H112ZM157 191V190H156ZM166 191H168V190H166ZM242 191H243V189H242ZM249 191V192H250ZM257 191V190H256ZM255 191V192H256ZM260 191V190H259ZM259 191H257V192H259ZM4 192V191H3ZM20 192V191H19ZM93 192V191H92ZM237 192V191H236ZM260 192H264V189L262 188L261 189V191ZM18 193V192H17ZM47 193V192H46ZM101 193V192H100ZM113 193V192H112ZM144 193V192H143ZM201 193V192H200ZM203 193V192H202ZM234 193V194H233ZM248 193V192H247ZM30 194V193H29ZM82 194V193H81ZM80 194V195H81ZM97 194V193H96ZM137 194V193H136ZM151 194L153 195V193L151 192ZM243 194V193H242ZM258 194H261V193H258ZM36 195V194H35ZM94 195V194H93ZM99 195V194H98ZM103 195V194H102ZM34 196V195H33ZM88 196V195H87ZM134 196H135V194H134ZM140 196V195H139ZM239 196V195H238ZM237 196V198H239ZM246 196H247V194H246ZM255 197H257V194L256 195H254ZM8 198H11V199H19V201L21 200V201H23L22 202V204H21V202H19V201H17V202H19V204H21V206L24 204V206H25V209L23 210V212H21L20 213V217L23 219H21V221L23 222L26 218H27V216H29L30 217V220H33V221H35V224L34 223H31V221L30 222H27V221H29L28 219H26L27 221H24L23 222V225L22 226H25V228L24 229H20V230H16V229H8V230H1L0 231V237L1 236H6L7 234H9L8 236L10 237V238H8V239H6L3 243H1L0 244V264H96L97 263V261H98V256H99V254H100V249L101 248H97V249H99L98 251H96V250H94V248H96L95 247V245H96V243H95V239H93V238H96V237H99L98 236V234H99V232L96 230V229H94L93 228V226H95V225H98V224H100V222H101V220H103V217H105L106 216V212H105V209H103V207L105 208V205H103V207L102 206H100V207H95V206H90V207H88V209H86V210H83V211H75V212H68V211H60V212H58V209L57 208H55L54 207V205L55 206H57L56 204H57V201L56 200H51V199H43V200H39V201H36V200H38V199H36V200H32L31 198H29L26 194H17V195H8L7 196ZM7 197H6V200H5V202H8L9 203V201H7ZM45 197V196H44ZM53 197V196H52ZM52 197H50V198H52ZM81 197V196H80ZM151 197V196H150ZM197 197V196H196ZM242 197V196H241ZM240 197V198H241ZM244 197V196H243ZM250 197H251V195H250ZM258 197H259V195H258ZM263 197V196H262ZM4 198H5V196H4ZM71 198V197H70ZM97 198H99V197H97ZM108 198V197H107ZM134 198V197H133ZM142 198V197H141ZM153 198V197H152ZM158 199V202H156V203H154L155 202V199ZM252 198H254L253 196H252ZM3 199V198H2ZM85 199V198H84ZM130 199V198H129ZM129 199H127L128 201H129ZM151 199V198H150ZM246 200V199H248V198H243V200ZM251 198H249V200H250ZM255 199V198H254ZM264 199V197L260 200L259 199V201L261 202L262 200ZM66 200V199H65ZM73 200V199H72ZM71 200V201H72ZM74 200H75V198H74ZM87 200V199H86ZM102 200V199H101ZM126 200V201H127ZM239 200V199H238ZM242 200V201H243ZM257 200V199H256ZM3 201V200H2ZM14 201V200H13ZM84 201V200H83ZM96 201V200H95ZM117 201V200H116ZM242 201L240 202V203H242ZM251 201V200H250ZM253 201V200H252ZM251 201V202H252ZM4 202V203H5ZM12 202V201H11ZM63 203H64V200L62 201ZM66 202V201H65ZM75 203H73V201L71 202V203H73V204H78L79 202H81V200H79V198L77 199V201H74ZM85 202V201H84ZM83 202V203H84ZM88 202V201H87ZM146 202V203H147ZM236 202V201H235ZM248 202V201H247ZM257 202V201H256ZM15 203H16V201H15ZM68 203H70V202H68L67 201V204ZM91 203V202H90ZM93 203V202H92ZM102 203V202H101ZM109 203H111V204H109ZM108 204L109 205H112V208L114 207L113 206V204H112V201L111 202H109ZM147 203V204H148ZM239 203V204H240ZM18 204V203H17ZM65 204V203H64ZM82 205V203H79V205ZM114 204H115V202H114ZM121 204H119V205H121ZM261 204H264V202L262 203L261 202ZM260 204V205H261ZM45 205H47L48 207H46V208H44L45 207ZM52 207H51V206ZM61 205H63V204H61ZM96 205V204H95ZM116 205H118L117 203H116ZM115 205V206H116ZM236 205V204H235ZM247 205V204H246ZM258 205V204H257ZM257 205H254V207L255 206H257ZM16 206V205H15ZM20 206V207H21ZM84 206H85V204H84ZM89 206V205H88ZM97 206V205H96ZM237 206V205H236ZM239 206V205H238ZM259 206V205H258ZM258 206L256 207L257 209H258ZM262 206V205H261ZM58 207V206H57ZM62 207V206H61ZM76 207V206H75ZM80 207V206H79ZM109 207V206H108ZM249 207V206H248ZM252 208H253V205L251 206ZM22 208V207H21ZM59 208V207H58ZM63 208V207H62ZM261 208H263V207H261ZM65 209H67L66 207H65ZM77 209V208H76ZM80 209V208H79ZM83 209V208H82ZM81 209V210H82ZM84 209H85V207H84ZM107 209V208H106ZM171 209V210H172ZM230 211H229V210ZM243 209V208H242ZM244 209H246V208H244ZM2 210V209H1ZM127 210V209H126ZM247 210H249V209H247ZM253 210V209H252ZM262 210V209H261ZM72 211H74V210H72ZM245 211V210H244ZM255 211L256 210H254V211H252L253 213H255ZM259 211V210H258ZM263 211V210H262ZM173 212V211H172ZM247 212V211H246ZM249 212V211H248ZM109 213H110V211H109ZM108 213V211H107V214H109ZM122 213V212H121ZM124 213V212H123ZM122 213V215H124ZM128 213V212H127ZM126 213V214H127ZM245 213V212H244ZM250 213H251V211H250ZM257 213V212H256ZM255 213V214H256ZM8 214V213H7ZM48 214H55L56 216H57V218H59V219H62V221L64 220L65 221V219H69L70 218V216H83V217H86V218H88L89 219V226H88V228H87V231L88 232H90V233H92V236H91V238L90 237H88V238H90V241L88 240V242H83V239H84V234H82L83 232L85 233V229H83V230H81V228H79L78 227V225L77 224H75V223H69V220L67 221V222H60V225L59 226H55L54 224H52L51 222H49V223H51V224H45V225H42L41 224V226H37L38 228H36L35 226L36 225H38V224H40V223H42V222H44L47 218H46V215H48ZM113 214V213H112ZM111 214V215H112ZM117 214V213H116ZM115 214V215H116ZM141 214V213H140ZM143 214H141L142 216H143ZM165 214V213H164ZM170 214V213H169ZM252 214V213H251ZM13 215V214H12ZM114 215V216H115ZM130 215V214H129ZM137 215V214H136ZM167 215V214H166ZM250 215V214H249ZM257 215V214H256ZM255 215V216H256ZM17 216V215H16ZM247 216V213H246V215H245V217ZM254 215H253V217H255ZM258 216V215H257ZM122 217V216H121ZM164 217V216H163ZM166 217V216H165ZM16 218V217H15ZM15 218H14V220H15ZM73 218V217H72ZM112 218H114V217H112ZM124 218V217H123ZM131 218V217H130ZM169 218H172V217H169ZM256 218V217H255ZM115 219V218H114ZM122 218H120V220H121ZM135 220L136 221V219H134V218H131V220ZM140 219V218H139ZM146 219V218H145ZM157 219V218H156ZM245 219V218H244ZM247 219H248V217H247ZM246 219V220H247ZM254 219V218H253ZM252 219V220H253ZM17 220V219H16ZM73 220V219H72ZM109 220V219H108ZM125 220V219H124ZM133 220H132V224L134 223L133 222ZM144 220V219H143ZM171 220V219H170ZM172 220H174V218H172ZM171 220V221H172ZM251 220V219H250ZM250 220L248 221L249 223H250ZM252 220H251V222H252ZM19 221V220H18ZM112 221V220H111ZM118 221V220H117ZM123 221V220H122ZM142 221V220H141ZM151 221V220H150ZM175 221V220H174ZM257 220L255 219V221L254 222H256ZM126 222V221H125ZM136 222H138V221H136ZM140 222V221H139ZM176 222V221H175ZM253 222V223H254ZM1 223V222H0ZM3 223H4V221H3ZM10 223V222H9ZM12 223V222H11ZM10 223V224H11ZM15 223V222H14ZM18 223V222H17ZM84 223V222H83ZM119 223V222H118ZM145 223H146V221H145ZM172 223V222H171ZM248 223V224H249ZM79 224V223H78ZM135 224V223H134ZM141 224V223H140ZM256 224V223H255ZM255 224H252V225H255ZM131 225V224H130ZM250 225V224H249ZM251 225V226H252ZM256 225H258V224H256ZM6 226V225H5ZM16 226H19V225H16ZM82 226V225H81ZM84 226V225H83ZM117 226V225H116ZM142 226H144V225H142ZM144 226V227H145ZM172 226H174L173 224H172ZM259 226V225H258ZM12 227H14L15 228V226H11V228ZM33 227V228H32ZM77 227H78V229H77ZM112 227V226H111ZM119 227V226H118ZM134 227V226H133ZM248 227V226H247ZM10 228V227H9ZM83 228V227H82ZM96 228V227H95ZM98 228V227H97ZM129 228V227H128ZM127 228V229H128ZM131 228V227H130ZM250 228V227H249ZM253 228H255V227H253ZM252 228V229H253ZM256 228H257V226H256ZM117 229V228H116ZM177 229H178V227H177ZM259 229V228H258ZM261 227H260V231H261ZM99 230H100V227H99ZM122 228L120 227V229H119V232H122ZM174 230V229H173ZM83 231V232H82ZM103 231V230H102ZM111 231V230H110ZM124 231H126V229L125 230H123V232ZM139 231H141V230H139ZM145 231V230H144ZM253 231H255V230H253ZM259 231V232H260ZM263 231V233L261 232V234H262V238H263V240H264V229L262 230ZM87 232V233H88ZM112 232V231H111ZM110 232V233H111ZM116 232V231H115ZM239 232H238V234H239ZM247 232V231H246ZM256 232V231H255ZM109 233V232H108ZM109 233V234H110ZM177 233H179V232H177ZM244 232H242V234H243ZM250 233V232H249ZM252 233V232H251ZM250 233V234H251ZM116 234H118V233H116ZM125 234V233H124ZM237 234V235H238ZM246 234V233H245ZM247 234H248V232H247ZM255 234V233H254ZM253 234V235H254ZM259 234V233H258ZM260 234V235H261ZM88 235H89V233H88ZM112 235V234H111ZM115 235V234H114ZM138 235V234H137ZM139 235H140V233H139ZM200 235H203L204 237L202 238V236H200ZM259 235V236H260ZM122 236V235H121ZM134 236H136V235H134ZM86 237V238H87ZM104 237V236H103ZM120 237V236H119ZM199 237H201V239L199 238ZM235 237V236H234ZM236 237H239V235L238 236H236ZM252 237V236H251ZM250 237V238H251ZM255 237H257V235H255ZM255 237H253V238H255ZM1 238H3V237H1ZM87 238V239H88ZM125 238V237H124ZM144 238V237H143ZM243 238V237H242ZM244 238H246V237H244ZM244 238H243V240H244ZM108 239V238H107ZM107 239L106 240H104V241H107ZM140 239H142V238H140ZM146 239V238H145ZM144 239V240H145ZM217 239V238H216ZM233 239V238H232ZM252 239V238H251ZM256 239V238H255ZM110 240V239H109ZM112 240V239H111ZM147 240V239H146ZM234 240V242L236 241L235 239H233ZM233 240H231V241H233ZM242 240V241H243ZM254 240V239H253ZM261 240V239H260ZM262 240V241H263ZM97 241H100L99 239L97 240ZM151 241V240H150ZM203 241V242H202ZM257 241H258V239H257ZM115 242V241H114ZM114 242H112V243H114ZM130 242V241H129ZM132 242H134L135 243V241H132ZM132 242H131V244H132ZM245 242V241H244ZM244 242H243V244H244ZM251 242V241H250ZM254 242H256V241H254ZM98 243H103L102 241L101 242H98ZM106 243V242H105ZM109 242H107V244H108ZM117 243V242H116ZM140 243H141V241H140ZM148 243H149V241H148ZM153 243H155V242H153ZM168 243V242H167ZM239 243H240V241H239ZM253 243V242H252ZM115 244V243H114ZM120 244V243H119ZM128 245H129V243H127ZM137 244V243H136ZM142 244H143V242H142ZM161 244V243H160ZM162 244H166V243H164V241H163V243ZM257 244V243H256ZM116 245V244H115ZM140 245V244H139ZM166 245H168V244H166ZM165 245V246H166ZM261 245V244H260ZM103 246V245H102ZM101 246V247H102ZM107 246V245H106ZM112 246H113V244H112ZM111 246V247H112ZM119 246H121V245H118V247ZM137 246V245H136ZM141 246V245H140ZM145 246V245H144ZM252 246V245H251ZM259 246V245H258ZM110 247V246H109ZM108 247V248H109ZM114 247V246H113ZM112 247V248H113ZM135 247V246H134ZM146 247V246H145ZM153 247H155V246H153ZM153 247H150V248H148V249H150L151 250V248H153ZM164 247V246H163ZM253 247V246H252ZM263 247V246H262ZM144 248V247H143ZM159 248V247H158ZM158 248H156L157 250H158ZM171 248V247H170ZM170 248H168V249H170ZM174 248V247H173ZM174 248V249H175ZM259 248V247H258ZM261 248V247H260ZM159 249H161V248H159ZM101 250H103V247H102V249ZM107 250V249H106ZM106 250H104V251H106ZM115 250V249H114ZM140 250V249H139ZM146 250V249H145ZM153 250V249H152ZM162 250L163 251H165L163 248H162ZM257 250V249H256ZM255 250V251H256ZM261 250V249H260ZM100 251V252H99ZM112 251H113V249H112ZM155 251V250H154ZM160 251V250H159ZM172 251H174V250H172ZM182 251H180V253L182 252ZM254 251V252H255ZM141 252V251H140ZM143 252V251H142ZM148 252V251H147ZM150 252V251H149ZM155 252H157V251H155ZM177 252H179L178 250H177ZM253 252V253H254ZM262 252V251H261ZM113 253V252H112ZM160 253V252H159ZM163 252H161V255L160 256H162L163 254H162ZM168 253V252H167ZM166 253V254H167ZM102 254V253H101ZM107 254V253H106ZM134 254V253H133ZM137 254V253H136ZM141 254V253H140ZM150 254V253H149ZM148 254V255H149ZM157 254V253H156ZM263 254H264V251H263ZM104 255V254H103ZM112 255V254H111ZM139 255V254H138ZM137 255V256H138ZM151 255V254H150ZM154 255V254H153ZM204 255V256H205ZM253 255V254H252ZM262 255V254H261ZM102 256V255H101ZM106 256V255H105ZM127 256V255H126ZM130 256V255H129ZM147 256V255H146ZM167 256V255H166ZM177 256V255H176ZM255 256V255H254ZM139 257V256H138ZM145 257V256H144ZM165 257V256H164ZM257 257H258V255H257ZM107 258H108V256H107ZM115 258V257H114ZM126 258V257H125ZM124 258V259H125ZM163 258V257H162ZM167 258H169V257H167ZM167 258H164V259H167ZM259 258V257H258ZM105 259H106V257H105ZM128 259V258H127ZM132 260H134L135 259V257H133V258H131ZM145 259V258H144ZM159 259V258H158ZM163 259V260H164ZM185 259V258H184ZM187 259V260H188ZM114 260V259H113ZM126 260V259H125ZM128 260H130V259H128ZM127 260V261H128ZM146 260V259H145ZM161 260V259H160ZM174 260V259H173ZM186 260V259H185ZM259 260H261V258H259ZM262 260H263V263H261L262 262ZM261 261H260V263L261 264H264V256H263V259H262ZM111 261V260H110ZM137 261V260H136ZM177 261V260H176ZM175 261V262H176ZM181 261V260H180ZM202 261V260H201ZM100 262V261H99ZM129 262H131V260L129 261ZM128 262V263H129ZM148 263H153V262H151V260L150 259H148V261H147ZM187 262V261H186ZM104 263V262H103ZM133 263H135V262H133ZM146 262H144L143 264H145ZM165 263H167V262H165ZM120 264V263H119ZM126 264V263H125ZM147 264V263H146ZM155 264V263H154ZM157 264H159V263H157ZM164 264V263H163ZM191 264H193L192 263V261H191ZM203 264H207L206 263V261H204V263ZM209 264V263H208ZM211 264V263H210ZM215 264V263H214Z\"/></svg>",
  "mask_w": 264,
  "mask_h": 264
}]
</instances>
